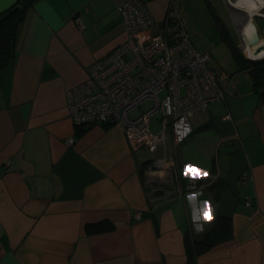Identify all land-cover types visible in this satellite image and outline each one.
<instances>
[{
  "label": "crops",
  "instance_id": "0c3cea01",
  "mask_svg": "<svg viewBox=\"0 0 264 264\" xmlns=\"http://www.w3.org/2000/svg\"><path fill=\"white\" fill-rule=\"evenodd\" d=\"M145 1L163 16L167 0ZM211 1L178 0L180 13L194 17L205 2L241 50ZM15 2L0 0V13ZM220 36L190 39L226 72L224 99L184 141L175 143L168 126L164 144L145 146L116 123L75 126L65 104V90L125 38L114 0L32 3L0 74V264H264V103ZM150 126L161 129L159 115ZM162 159L197 187L152 198L144 168ZM216 217L230 220L231 236L196 252ZM104 222L109 229H97Z\"/></svg>",
  "mask_w": 264,
  "mask_h": 264
},
{
  "label": "built area",
  "instance_id": "2783aa9c",
  "mask_svg": "<svg viewBox=\"0 0 264 264\" xmlns=\"http://www.w3.org/2000/svg\"><path fill=\"white\" fill-rule=\"evenodd\" d=\"M125 32L122 42L88 66L85 80L65 90V104L75 126L119 124L129 140L145 146L164 144L170 126L175 143L190 136L195 124L207 117L210 103L225 97L221 81L226 72L211 68V55L196 50L178 0H167L164 14L156 18L145 0H114ZM78 28L85 24L75 20ZM158 113L161 129L151 120ZM223 119H230L227 113ZM73 136L66 138L71 145ZM8 161L4 166L7 167ZM245 170L242 177H249ZM150 196L174 197L197 187L184 185L173 160L162 159L144 168ZM251 200H245L249 206ZM140 218V212L135 213Z\"/></svg>",
  "mask_w": 264,
  "mask_h": 264
},
{
  "label": "trees",
  "instance_id": "16d2710c",
  "mask_svg": "<svg viewBox=\"0 0 264 264\" xmlns=\"http://www.w3.org/2000/svg\"><path fill=\"white\" fill-rule=\"evenodd\" d=\"M35 0H16L10 7L0 13V74L8 69L15 57L16 38L18 28L25 19L27 9ZM216 24L219 29L221 38L229 47L233 58L240 67H248L252 77L253 88L258 92V98L264 103V61H254L246 58L237 44L232 40L224 24L217 18ZM94 225L87 226L90 230ZM97 229H109L107 222L97 224ZM232 234V225L229 219L216 217L213 226L207 232L205 240L195 241L194 247L196 252H200L213 243L227 239Z\"/></svg>",
  "mask_w": 264,
  "mask_h": 264
},
{
  "label": "rangeland",
  "instance_id": "374dc122",
  "mask_svg": "<svg viewBox=\"0 0 264 264\" xmlns=\"http://www.w3.org/2000/svg\"><path fill=\"white\" fill-rule=\"evenodd\" d=\"M222 2L225 6L224 10H222L218 7L216 0L211 1L210 6L214 9V11H215L214 13L217 14V16L224 23L227 24L229 29L232 30L233 37H234L235 41L241 47L243 55L246 57V55H245L246 48L248 46L253 47L259 42L260 39H264V5H259L258 8L253 9L249 13L250 15H248V18H247V15L245 17V14H247V13H245L246 12L245 11L244 12L245 14H244L242 21L239 22V20H241L239 17V13L243 14V10L236 7V6H233V4H235L236 0H222ZM183 10H184V8H183ZM186 11H187L186 15L183 13H180V14L182 15V17L186 21L187 30H188L190 38H192V36H195L199 39H202L204 42H206V41L207 42L208 41L209 42L217 41L218 43H220V41H219L220 34L218 31V28L215 24V20L211 14L209 8L206 6L205 2L200 7L196 8L197 13L195 14L194 17H192V16L190 17L189 16L190 14L188 15L187 9H186ZM198 14L200 15V17H203L200 25H197V21H196V17ZM244 20H246V21L243 25ZM250 22L254 26H256L257 32L260 35L258 41L251 42V40L250 41L245 40V38H247V36H248V31L250 30ZM239 26H243V28L240 29ZM243 36L245 38H243ZM243 39L245 40L244 43H243ZM224 44L227 46L225 41H224ZM221 45L225 46V45H223V43H221ZM246 58H248V57H246ZM158 115L159 114L156 113L154 116L158 117Z\"/></svg>",
  "mask_w": 264,
  "mask_h": 264
},
{
  "label": "bare ground",
  "instance_id": "6f19581e",
  "mask_svg": "<svg viewBox=\"0 0 264 264\" xmlns=\"http://www.w3.org/2000/svg\"><path fill=\"white\" fill-rule=\"evenodd\" d=\"M259 5H264V0H236L235 4H233V6H236V7L243 10V14L239 13V17L241 19V20H239V22L242 21L245 13H247V14H245V17L247 15V18H248V15H250L249 13L253 9L258 8ZM245 21L246 20L243 21V25H244ZM239 28L241 29V28H243V26H239ZM255 35H256V27L250 22V30L248 31L249 37L247 36V38H245L243 36V38H245V40H248V41L251 40V42H252V39L255 37ZM245 40L243 39V43ZM258 40H256V41H258ZM261 45H264V40H259V42L253 47L248 46L246 48V51H245L246 57H248L250 59H254V60L264 58V49L257 51V48H259V46H261Z\"/></svg>",
  "mask_w": 264,
  "mask_h": 264
},
{
  "label": "water",
  "instance_id": "95a60500",
  "mask_svg": "<svg viewBox=\"0 0 264 264\" xmlns=\"http://www.w3.org/2000/svg\"><path fill=\"white\" fill-rule=\"evenodd\" d=\"M239 10H240V9H239ZM258 39H259V35H258L257 31H256V35H255V37L252 39V42H255V41L258 40ZM261 49H264V45L259 46V48H257V51H260ZM249 59H250V58H249ZM251 60H254V59H251ZM254 61H257V62L264 61V58H262V59H258V60H254ZM163 193H164L163 189H161V188H156V189L153 190L152 195H153L154 197H158V196H161Z\"/></svg>",
  "mask_w": 264,
  "mask_h": 264
},
{
  "label": "snow or ice",
  "instance_id": "6c2138e0",
  "mask_svg": "<svg viewBox=\"0 0 264 264\" xmlns=\"http://www.w3.org/2000/svg\"><path fill=\"white\" fill-rule=\"evenodd\" d=\"M187 174V173H186ZM203 175H207V173H202ZM210 209L206 208L205 211H209Z\"/></svg>",
  "mask_w": 264,
  "mask_h": 264
}]
</instances>
